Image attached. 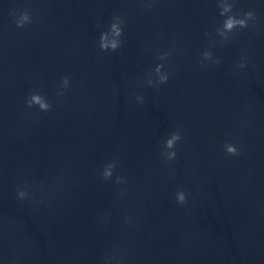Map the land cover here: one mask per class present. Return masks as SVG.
<instances>
[{
    "label": "water",
    "instance_id": "obj_1",
    "mask_svg": "<svg viewBox=\"0 0 264 264\" xmlns=\"http://www.w3.org/2000/svg\"><path fill=\"white\" fill-rule=\"evenodd\" d=\"M227 2L0 0V264H264V0Z\"/></svg>",
    "mask_w": 264,
    "mask_h": 264
},
{
    "label": "clouds",
    "instance_id": "obj_2",
    "mask_svg": "<svg viewBox=\"0 0 264 264\" xmlns=\"http://www.w3.org/2000/svg\"><path fill=\"white\" fill-rule=\"evenodd\" d=\"M219 6H220V14L222 16H224L225 13H230V9L232 5L228 3L227 0H220ZM254 15H255L254 12L251 10L244 12L242 16L228 14L223 22V28L226 30H231L234 26L237 25L244 27L247 25L248 19L254 18ZM119 32H120V28L118 27V25L116 23H112L109 32L101 33V37H100L101 47L116 48L119 44V41L112 37L118 36ZM110 33L112 34V36H110ZM161 79H164V77H161ZM33 96L34 99H39V97L36 94H33ZM176 139H178V135L173 134L167 140L168 146L170 147ZM229 150L234 151L235 149L230 148ZM106 174H107V170H106Z\"/></svg>",
    "mask_w": 264,
    "mask_h": 264
}]
</instances>
